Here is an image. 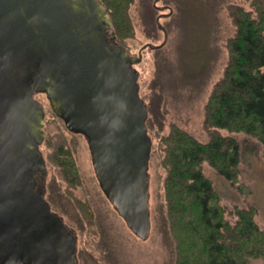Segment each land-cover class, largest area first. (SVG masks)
Returning <instances> with one entry per match:
<instances>
[{"label": "water", "instance_id": "95a60500", "mask_svg": "<svg viewBox=\"0 0 264 264\" xmlns=\"http://www.w3.org/2000/svg\"><path fill=\"white\" fill-rule=\"evenodd\" d=\"M138 55L116 40L101 0H0V264H79L76 235L38 180L47 163L45 93L66 127L86 137L99 184L139 238H149L153 139ZM72 239L70 250L59 240Z\"/></svg>", "mask_w": 264, "mask_h": 264}, {"label": "rangeland", "instance_id": "374dc122", "mask_svg": "<svg viewBox=\"0 0 264 264\" xmlns=\"http://www.w3.org/2000/svg\"><path fill=\"white\" fill-rule=\"evenodd\" d=\"M253 2L134 0L130 6L132 33L116 40L128 46L132 54L138 55L147 43L163 42L165 32L158 17L168 32L162 47H146L141 61L135 64L140 92L148 105L147 123L153 139L149 167L152 228L146 240L131 231L103 192L86 137L66 127L45 93L36 96L46 111V137L41 145L48 166L46 196L65 221L77 229L79 264H175L176 240L165 189L167 169L162 164L163 138L176 125L202 142L210 140L205 126V105L228 62L227 42L236 31L230 9L242 6L253 10ZM220 132L233 135L240 142L238 181L227 179L207 160L202 163L203 172L211 179L227 219H236V207L253 208L256 222L264 229V145L245 132L227 129ZM56 142H63L73 155L81 177L78 186L70 183L52 160ZM77 199L86 203L87 214ZM250 264H264V259L252 258Z\"/></svg>", "mask_w": 264, "mask_h": 264}, {"label": "trees", "instance_id": "16d2710c", "mask_svg": "<svg viewBox=\"0 0 264 264\" xmlns=\"http://www.w3.org/2000/svg\"><path fill=\"white\" fill-rule=\"evenodd\" d=\"M107 7L116 34L123 39L132 33L129 9L134 0H101ZM255 8L232 6L236 25L227 46L229 57L224 74L205 105V126L210 140L202 142L176 125L163 138L167 169L166 199L173 238L175 264H250L264 259V229L256 222L255 209L235 208L236 219L226 218L210 178L203 172L207 160L227 179L238 181L241 145L233 135L220 129L245 132L264 145V0H254ZM52 160L74 186L81 183L75 159L63 142ZM77 199L87 214L86 203ZM90 213V212H88Z\"/></svg>", "mask_w": 264, "mask_h": 264}, {"label": "flooded vegetation", "instance_id": "af4514ba", "mask_svg": "<svg viewBox=\"0 0 264 264\" xmlns=\"http://www.w3.org/2000/svg\"><path fill=\"white\" fill-rule=\"evenodd\" d=\"M39 93H36L35 94V98H37L36 96L38 95ZM38 99V98H37ZM39 100V99H38ZM40 101V100H39ZM41 102V101H40ZM42 103V102H41ZM43 104V103H42ZM43 143H44V141H43ZM42 143V144H43ZM41 144V145H42ZM41 147V146H40ZM41 150H42V148H41ZM43 151V150H42ZM46 163H47V160H46ZM47 174H48V166H47V173H46V175H45V181H44V183H42V181L41 180H38V184L36 185V186H34V189L35 190H41V191H43L44 192V196H45V198L47 199V201L50 203V205H51V209L54 211V212H56V213H58L59 215H61L59 212H57L54 208H53V205H52V203H51V201L47 198V196H46V194H47ZM62 216V215H61ZM63 217V216H62ZM67 223V222H66ZM68 224V223H67ZM68 225H70V224H68ZM71 226V225H70ZM72 227V226H71ZM73 229H74V231H69V233L71 234V235H76V236H74V237H76V239H77V256H78V232H77V229H75L74 227H73ZM72 239L73 238H71L70 240H69V238L68 237H64V239H62V240H59V243H61V244H63L64 245V248H65V250H70V247L72 246Z\"/></svg>", "mask_w": 264, "mask_h": 264}, {"label": "bare ground", "instance_id": "6f19581e", "mask_svg": "<svg viewBox=\"0 0 264 264\" xmlns=\"http://www.w3.org/2000/svg\"><path fill=\"white\" fill-rule=\"evenodd\" d=\"M128 47V46H127ZM129 50V49H128Z\"/></svg>", "mask_w": 264, "mask_h": 264}]
</instances>
